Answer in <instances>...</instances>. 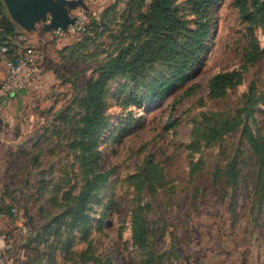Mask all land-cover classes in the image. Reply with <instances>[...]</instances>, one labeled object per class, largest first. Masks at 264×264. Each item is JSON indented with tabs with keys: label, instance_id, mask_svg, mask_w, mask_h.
I'll return each mask as SVG.
<instances>
[{
	"label": "rangeland",
	"instance_id": "rangeland-1",
	"mask_svg": "<svg viewBox=\"0 0 264 264\" xmlns=\"http://www.w3.org/2000/svg\"><path fill=\"white\" fill-rule=\"evenodd\" d=\"M116 2L89 12L101 18ZM177 4L193 27L191 1ZM126 8L120 2L100 36L51 39L39 24L27 32L28 41L15 42L18 48L34 45L45 61L40 79L21 92L14 115L0 112V264H264L258 158L242 131L212 143L203 135L206 114L232 117L253 85L264 88V56L243 69L249 41L233 0L213 7L206 53L164 98L134 101L149 92L151 79L169 75L162 63L142 77L108 83L107 122L93 157L83 158L82 100L100 67L132 43L137 23L128 9L124 15ZM256 36L264 46L263 26ZM233 70L242 71L241 82L225 97L212 98L211 78ZM249 124L264 133V106ZM235 166L238 180L229 185ZM90 167L107 178L80 201L93 177ZM78 205L85 208L80 218ZM135 216L145 221L148 246L134 242Z\"/></svg>",
	"mask_w": 264,
	"mask_h": 264
},
{
	"label": "trees",
	"instance_id": "trees-1",
	"mask_svg": "<svg viewBox=\"0 0 264 264\" xmlns=\"http://www.w3.org/2000/svg\"><path fill=\"white\" fill-rule=\"evenodd\" d=\"M192 12L196 17L194 26L184 19L178 9V0H117L101 15L100 21L95 24V35H102L107 26L109 15L115 13L120 2H126L128 16L134 15L136 29L130 46L118 49L88 82L86 93L82 100L84 116L80 120L78 129V143L83 150V158L89 160L92 148L96 145V137L107 122L104 94L108 83L118 76L129 75L136 79L145 75L148 67L156 63L168 65L169 75L154 78L150 81V90L144 96L134 97V101L154 102L164 98L174 86H178L186 79L188 73L199 63L206 53V41L211 34L210 17L213 7L218 0H190ZM234 6L246 24L245 36L248 39V48L243 55V69L248 63L264 56V46L259 45L256 36V27H264V0H233ZM134 12V14H133ZM116 14V13H115ZM125 31L129 30L126 28ZM135 25V24H133ZM130 28V26H129ZM132 29V28H131ZM21 28L10 18L2 0H0V43H8L13 51L18 46L14 41ZM86 36L90 35L88 33ZM124 44L125 41H124ZM242 80V71H227L215 74L209 81L210 96L215 99L225 97L228 91ZM264 106V88L253 85L246 94L242 104L232 117L219 120V113L205 115L204 140L212 143L227 134L244 133L249 147L258 158V192L262 194L261 204L264 202V133L255 132L249 124L258 107ZM95 167H90L92 178L85 186L79 200H86L91 193L100 188V182L105 181L107 174H98ZM151 169V173H154ZM236 166L231 171L228 184L235 185L238 180ZM86 202V201H85ZM84 206L78 205L77 218ZM4 213L12 216V208L5 207ZM134 242L139 247L148 246V232L145 221L140 217L132 220ZM104 264H114L111 260Z\"/></svg>",
	"mask_w": 264,
	"mask_h": 264
},
{
	"label": "built area",
	"instance_id": "built-area-1",
	"mask_svg": "<svg viewBox=\"0 0 264 264\" xmlns=\"http://www.w3.org/2000/svg\"><path fill=\"white\" fill-rule=\"evenodd\" d=\"M74 15L77 19L68 29L59 28L50 34L44 32V35L51 39H63L71 34L95 35V24L100 21L99 15L85 9L75 11ZM26 34L27 32L18 35L14 43L28 41L30 35ZM0 57L5 58L8 69L5 79L0 83V102L25 91L40 79L45 55L34 45L27 44L13 51L8 43H0Z\"/></svg>",
	"mask_w": 264,
	"mask_h": 264
},
{
	"label": "water",
	"instance_id": "water-1",
	"mask_svg": "<svg viewBox=\"0 0 264 264\" xmlns=\"http://www.w3.org/2000/svg\"><path fill=\"white\" fill-rule=\"evenodd\" d=\"M8 15L26 32L42 30L50 34L53 30L68 29L77 19L74 12L88 10L85 0H2Z\"/></svg>",
	"mask_w": 264,
	"mask_h": 264
},
{
	"label": "crops",
	"instance_id": "crops-1",
	"mask_svg": "<svg viewBox=\"0 0 264 264\" xmlns=\"http://www.w3.org/2000/svg\"><path fill=\"white\" fill-rule=\"evenodd\" d=\"M112 0H85L86 5L88 6V10L95 11L96 10H102L104 6H106L108 3H110ZM21 34V31L18 35ZM8 73V69L6 66V60L4 57H0V83L5 79L6 75ZM21 93L15 94L11 96L10 98L5 99L4 101L0 102V112L5 110L6 115L9 117H12L11 115H14V110L19 109L16 105H19L21 101ZM0 122H2L0 120ZM12 126V119H9L8 121H5L4 123V129L9 131Z\"/></svg>",
	"mask_w": 264,
	"mask_h": 264
}]
</instances>
